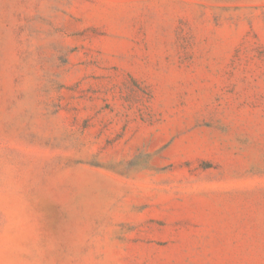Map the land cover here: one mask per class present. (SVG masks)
<instances>
[{"label": "rangeland", "instance_id": "1", "mask_svg": "<svg viewBox=\"0 0 264 264\" xmlns=\"http://www.w3.org/2000/svg\"><path fill=\"white\" fill-rule=\"evenodd\" d=\"M0 264H264V0H0Z\"/></svg>", "mask_w": 264, "mask_h": 264}]
</instances>
